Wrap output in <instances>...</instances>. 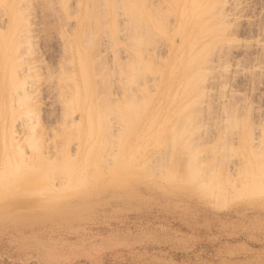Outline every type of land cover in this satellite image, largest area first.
<instances>
[{
	"label": "rangeland",
	"instance_id": "374dc122",
	"mask_svg": "<svg viewBox=\"0 0 264 264\" xmlns=\"http://www.w3.org/2000/svg\"><path fill=\"white\" fill-rule=\"evenodd\" d=\"M88 1L0 0V264H264V0ZM113 9L127 24V42L139 40L121 54L125 85L104 52L100 21L105 28ZM92 12L104 16L96 57L114 70L108 78L115 74L101 81L113 86L99 97L110 99L114 114L99 103L81 120L74 94L83 96L84 82L78 56L70 62L64 46L75 18L95 20ZM189 59H200L191 70ZM31 86L39 92L29 105ZM122 91L124 136L116 110ZM31 108L40 118L27 121ZM100 117L112 118L111 127ZM29 126L41 149L29 145ZM80 135L92 139L80 147ZM29 177L39 179L37 192L13 189ZM232 186L230 197L216 191Z\"/></svg>",
	"mask_w": 264,
	"mask_h": 264
},
{
	"label": "bare ground",
	"instance_id": "6f19581e",
	"mask_svg": "<svg viewBox=\"0 0 264 264\" xmlns=\"http://www.w3.org/2000/svg\"><path fill=\"white\" fill-rule=\"evenodd\" d=\"M90 1V0H89ZM89 1L87 2V3H89ZM93 1V0H92ZM136 1V0H135ZM141 1V0H140ZM96 2H98V1H96ZM139 2V1H138ZM142 2H144L145 3V1H143L142 0ZM146 2H147V0H146ZM16 3V2H15ZM94 3H95V1L92 3L93 4V6H92V8L94 7V6H96V5H94ZM99 3V2H98ZM104 3H105V1H104ZM108 3H109V1H108ZM114 3V2H113ZM125 3H127L126 1H124L121 5H123V4H125ZM90 4H91V2H90ZM90 4H88L89 6H91ZM97 4V3H96ZM136 4H137V2H136ZM135 4V5H136ZM139 4V3H138ZM149 4V3H148ZM100 5V4H99ZM98 4H97V7H96V9L97 8H99L98 6H99ZM115 5H117V4H115ZM114 5V6H115ZM127 5V4H126ZM140 5H141V3H140ZM113 6V5H112ZM111 6V7H112ZM113 6V7H114ZM120 6V5H119ZM142 6V5H141ZM199 6V5H198ZM112 7V8H113ZM116 7H118V5L116 6ZM124 7V6H123ZM122 7V8H123ZM87 8V7H86ZM103 8V7H102ZM108 8V7H107ZM120 8H121V6H120ZM138 8V7H137ZM101 9V8H100ZM105 9V8H104ZM117 9V8H116ZM118 9H119V7H118ZM117 9V10H118ZM139 9V8H138ZM99 10V9H98ZM114 10V9H113ZM117 10H114V16L116 17H114V16H112V14L111 13H109V16L110 17H108L107 19H105V28L103 27V23L104 22H102L101 23V21H100V24H101V28H102V30H106V32L105 33H108L107 35H106V37L108 36V40L106 39V44H107V42H108V44H107V46H106V48L104 49V52L106 53V54H108V52H111V54H113V55H111L113 58V63H112V66L115 68V70L117 71L118 69L117 68H119V70H120V73H118V75L120 74V76H118V80L119 81H121V82H123V85H125L124 84V82L126 83V80L128 79V78H126L125 79V74H124V72H126V74H127V71H128V69H127V71H126V67L128 68V66H126V62H128V61H126V60H123L122 59V57L123 56H121V54H124V55H129V54H127L128 52H127V43L128 44H131L132 45V43H134L133 41H132V43L130 42H127V41H129V39H127V36H126V34H128V32L126 33V31L128 30L127 28H125V26H127V24L125 25H123V26H121V22L119 23L118 22V19H117V14H119V13H117V14H115L116 12L115 11H117ZM123 10V9H122ZM88 11H90V10H88ZM91 11H93V10H91ZM90 11V12H91ZM119 11V10H118ZM126 10H124V12H125ZM136 11V13L137 14H135L134 13V15L136 16V17H138V18H140V15H141V12L139 13V11L137 12V10H135ZM200 11V10H199ZM206 11V10H205ZM99 12L101 13V12H103L102 11V9H101V11L99 10ZM123 12V13H124ZM127 12V11H126ZM153 12V11H152ZM201 12V11H200ZM207 12H208V10H207ZM93 13V12H92ZM96 13V12H95ZM95 13H93L94 14V16L92 17V19H94L96 16H97V14L95 15ZM133 13V12H132ZM63 14H65V13H63ZM106 14H108L107 12L105 13V15ZM126 14V13H125ZM153 14V13H152ZM197 14V13H196ZM206 14H208V13H206ZM91 15V14H90ZM98 15H99V13H98ZM103 15H104V12H103ZM103 15H101V16H103ZM120 15V14H119ZM131 15V14H130ZM133 14H132V16H134ZM203 15V14H202ZM65 16V15H64ZM76 16V15H75ZM92 16V15H91ZM100 16V15H99ZM100 16V17H101ZM135 16L134 17H132L131 18V20L132 21H135L136 20V18H135ZM201 16V15H200ZM199 16V17H200ZM24 17V16H23ZM86 17H87V15H86ZM104 17V16H103ZM103 17H101V19H103ZM106 17H107V15H106ZM211 17V16H210ZM134 18V19H133ZM137 18V19H138ZM195 18H196V16H195ZM198 18V17H197ZM66 19H68V18H66ZM65 19V20H66ZM76 19V23H77V29L76 30H74V31H72L73 32V35L71 36V38L69 39H67L66 41L67 42H65L66 44H65V46L64 47H66L67 48V55H69V56H67L68 57V59L70 60V62H71V60H72V62H74L75 61V54H76V56H78V64H77V67H79V69H77L78 71H79V75H80V77H81V79L83 80V82H84V90H83V96H81L82 95V92H80V91H75V94L74 95H76L74 98H77L78 96H79V99H80V104H79V108L75 105V108L76 109H78V111H79V113H81V120H83V118L85 119V117H86V114H91V113H93L92 111H98V109H100V107H98V109H97V107H95V106H97V105H99V103H101L100 104V106H101V109H102V105L104 104H106V107H104V105H103V108H105V109H103V110H101V111H103L104 112V110H106L107 108H111L114 104L113 103H111V104H113V105H111V104H109L108 105V107H107V102L108 101H110V99L108 100V101H105L106 99H104L103 97H101L102 99H104V101L99 97L100 95L102 96V95H104V92H102L103 91V86L105 85V84H102V82H105V81H107V82H105V83H108L109 84V82L111 81H108L111 77V79H113V78H115V77H113V76H115V74H113V75H111L110 76V78H108L109 77V74L110 73H112V72H109V71H111V70H113V69H109V65H107V63H108V61H106L105 59L103 60L102 59V57L101 58H98V56L96 57V55H100V54H98V53H100V47H99V42H97L99 39L97 38V37H95L94 35H96L97 33V31H101V28L99 27V20H101L99 17H98V19L97 18H95V20H91L90 18L89 19H87V18H75ZM193 19H194V16H193ZM17 20V19H16ZM97 20V21H96ZM104 20V19H103ZM139 20V19H138ZM137 20V21H138ZM154 20V19H153ZM21 21H23V20H21ZM24 21H26V20H24ZM62 20H60V22H61ZM68 21V20H67ZM94 21V22H93ZM140 21V20H139ZM26 22H30V21H26ZM96 22V23H95ZM136 22V21H135ZM153 22V21H152ZM190 23L192 24V25H195V26H198V23H197V21L196 20H192V21H190ZM24 24V23H23ZM27 24H30V23H27ZM61 24V23H60ZM63 24V23H62ZM136 23H134V25H135ZM24 25H26V23L24 24ZM24 25H22L21 24V26L23 27ZM136 25H138V24H136ZM135 25V26H136ZM142 25V24H141ZM145 25L148 27V25L145 23ZM20 26V27H21ZM28 26V25H27ZM131 26V25H130ZM143 26V28L145 27L146 28V26H144V24L142 25ZM62 28V27H61ZM104 28V29H103ZM140 28V27H139ZM142 28V27H141ZM154 28V27H153ZM213 28H215V27H213ZM218 28H220V26H217V29L216 30H214V31H217L218 30ZM224 28V27H223ZM222 27L220 28V29H223ZM25 29V28H24ZM127 29V30H126ZM136 30L135 31H137V30H139L140 31V29H137V28H135ZM225 29V28H224ZM223 29V30H224ZM126 30V31H125ZM150 30V29H149ZM26 31H28V29L27 30H25V32ZM100 31H99V34H100ZM144 30H142V32H143ZM29 32V31H28ZM28 32H26V33H28ZM103 32V31H102ZM101 32V33H102ZM96 33V34H95ZM105 33H103V35L105 34ZM130 33V32H129ZM133 33V32H132ZM141 33V32H140ZM144 33V32H143ZM62 34V33H61ZM135 34H136V32H135ZM135 34H132L133 36H135ZM63 35V34H62ZM65 35H66V32H65ZM68 35V34H67ZM131 35V34H130ZM130 35H128V36H130ZM146 35H147V33H146ZM145 35V36H146ZM98 37L99 36H102V35H97ZM151 36V34L150 35H148V37H150ZM66 37V36H65ZM64 37V38H65ZM103 37H105V36H103ZM144 37V36H143ZM100 38V37H99ZM137 38H138V36H137ZM146 38H147V36H146ZM66 39V38H65ZM98 39V40H97ZM135 39H136V37H135ZM144 39H145V37H144ZM150 39H153V37L152 38H150ZM132 40H134V39H132ZM142 41H143V39H141ZM100 41V40H99ZM148 40H146V42H147ZM150 41V40H149ZM102 42V41H101ZM145 42V41H144ZM103 43V42H102ZM101 43V44H102ZM136 43H139V40L137 39V41L134 43V45H136L137 46V44ZM152 43V42H151ZM150 43V44H151ZM149 44V45H150ZM133 45V46H134ZM33 47V46H32ZM32 47H30V48H32ZM85 47H88V49H86ZM98 47V48H97ZM30 48H29V50H30ZM97 48V49H96ZM139 48V47H138ZM32 50V49H31ZM97 50V51H96ZM109 50V51H108ZM65 51V52H66ZM30 53V52H29ZM200 53H203V52H200ZM133 54V53H132ZM139 54V53H138ZM109 55V54H108ZM136 55H137V53H136ZM102 56V55H101ZM140 57V56H139ZM96 58V59H95ZM97 58L98 59H102V63L103 62H105L106 63V65H107V68H108V70L106 71L108 74H106L103 70H102V63H101V61H99V60H97ZM141 58V57H140ZM191 58V57H190ZM193 58V57H192ZM195 59H196V57H194ZM203 58V57H202ZM190 61H191V59H189ZM200 60V59H199ZM199 60H197L196 62H192L191 61V63H189L188 64V66H186V68L187 69H189V70H191V68L193 67V65L195 64V63H197ZM202 60V59H201ZM126 61V62H125ZM202 62H203V60H202ZM201 62V63H202ZM98 63H101V65H99ZM104 63V64H105ZM103 64V65H104ZM96 65H98L97 67H96ZM106 65H105V68H106ZM76 66V65H75ZM195 66V65H194ZM71 67V66H70ZM76 68V67H75ZM104 68V69H105ZM125 68V69H124ZM132 68V67H131ZM72 69V68H71ZM74 69V68H73ZM125 71H124V70ZM134 69V68H133ZM186 69V70H187ZM130 70V69H129ZM199 70V69H198ZM204 70V69H203ZM78 71H77V73H78ZM116 71H115V73H116ZM124 71V72H123ZM188 71V70H187ZM65 72V74H66V71H64ZM74 72L75 73H73L72 75L70 74V80L72 79L73 81H75L76 80V77H77V73H76V70H74ZM113 72H114V70H113ZM146 72V71H145ZM188 72H190V71H188ZM187 72V73H188ZM198 72V71H197ZM196 72V73H197ZM199 72H200V70H199ZM1 73V72H0ZM186 73V74H187ZM203 73V72H202ZM15 74H17V73H15ZM105 74H106V77H105ZM129 74V73H128ZM149 74V73H148ZM195 73H193V75H194ZM200 74H201V72H200ZM199 74V75H200ZM67 75V74H66ZM146 75V74H145ZM17 76H18V74H17ZM37 76V75H36ZM68 77V76H67ZM142 77V76H141ZM190 77V76H189ZM188 77V78H189ZM14 78H18V77H14ZM14 78H13V80H14ZM34 78H38V76L37 77H34ZM100 78V79H99ZM103 78H106V79H103ZM59 79V78H58ZM68 79V80H69ZM141 79V78H140ZM139 79V80H140ZM192 79V78H191ZM25 80V79H24ZM23 80V81H24ZM29 80L30 79H28V82H29ZM57 80V79H56ZM71 80V81H72ZM98 80H100V82H98ZM116 80V79H115ZM15 81V80H14ZM21 81V80H20ZM23 81H21V82H23ZM25 81H27V80H25ZM39 81V80H38ZM51 81V80H50ZM102 81V82H101ZM31 82V81H30ZM29 82V83H30ZM34 82V81H33ZM35 82H36V80H35ZM115 82H117V80L115 81ZM114 82V83H115ZM133 82V81H132ZM189 82V80L187 81V83ZM67 83V82H66ZM82 83V82H81ZM118 83V82H117ZM198 83V82H197ZM21 84V83H20ZM28 84V83H27ZM25 82H24V86H20V88L22 87V89H24V90H22V92L23 93H25V86L27 85ZM32 83H30V85H31ZM39 85H40V83H38ZM37 84V85H38ZM75 84V82L73 83V85ZM101 84H102V86H101ZM108 84H106L107 86H104L105 88H104V90H105V94L107 93L108 94V90L111 88V86H113V83H111L109 86H108ZM119 84V83H118ZM11 85V84H10ZM22 85V84H21ZM33 85H34V83H33ZM38 85V86H39ZM63 85L64 86H66V87H63V88H68L69 86H70V84L68 85V84H64V82H63ZM62 84H60V86H63ZM68 85V86H67ZM38 86L37 87H35V88H38ZM77 86V85H76ZM75 86V87H76ZM99 86V87H98ZM127 86H129V85H127ZM192 86H194V85H192ZM24 87V88H23ZM32 87V86H31ZM34 87V86H33ZM32 87V88H33ZM102 87V88H101ZM19 88V87H18ZM35 88H33L34 90H32V91H34V92H27V98H28V100H31V99H33V98H31V99H29V97H31V95H33L34 93H35V91L37 90H35ZM72 88V87H71ZM77 88V87H76ZM81 88H83L82 86H81ZM107 89V90H106ZM15 90V89H14ZM18 91H19V89H17ZM63 90H65V89H63ZM62 90V91H63ZM74 90H75V88H74ZM201 90V89H200ZM38 92H39V90H37ZM36 91V92H37ZM131 91V90H130ZM2 92V91H1ZM19 92H21V90L19 91ZM18 92V93H19ZM22 92H21V94H22ZM64 92V91H63ZM63 92H61V93H63ZM78 92V93H77ZM100 92H102V93H100ZM126 92V91H125ZM125 92L124 91H122V93H121V102H119L118 103V107H116V110H118V113L120 114V118H121V121H120V123L122 124V125H120V126H122L121 128L122 129H124V131L121 129V131H120V129H119V133L121 132L123 135L122 136H124L125 134H127V132H126V130L125 129H127V127H128V125H127V123L124 121V119H126L125 117H124V111H125V101H126V97H125ZM187 92H188V90H187ZM64 93H67V91L66 92H64ZM63 93V94H64ZM80 93V94H79ZM113 93V92H112ZM197 93V92H196ZM202 92L200 91L199 92V90H198V95L199 94H201ZM30 94V95H29ZM68 94H71V93H68ZM106 94V95H107ZM191 94L192 93H190V96H191ZM66 95V94H65ZM73 95V96H74ZM186 95H187V93H186ZM197 95V94H196ZM71 96V95H70ZM109 96V95H108ZM111 96V95H110ZM127 96V95H126ZM18 97H19V95H18ZM24 98H26V97H24ZM66 98V97H65ZM109 98V97H108ZM107 98V99H108ZM127 98H130V97H127ZM63 99V98H62ZM99 99H101V100H99ZM18 100V99H17ZM19 100H20V97H19ZM18 100V101H19ZM28 100H25V102L26 101H28ZM34 100V99H33ZM33 100H31L32 102H29V105H30V103L31 104H34V102L35 101H33ZM64 100V99H63ZM23 101V100H22ZM24 102V101H23ZM102 102H104V103H102ZM106 102V103H105ZM111 102V101H110ZM26 105V104H25ZM28 105V104H27ZM26 105V108L28 107ZM111 105V107H109ZM65 106H66V104H65ZM116 106V105H115ZM34 107V106H33ZM70 107V106H69ZM29 108V107H28ZM37 108L39 109V107L37 106ZM36 108V109H37ZM70 108H72V110H74L73 109V107H70ZM69 108V109H70ZM118 108V109H117ZM193 108V107H192ZM139 109V108H138ZM194 109V108H193ZM192 109V110H193ZM40 110V109H39ZM110 110H113V109H110ZM31 111V112H30ZM30 111H29V109L27 110L26 109V111L24 112L25 113V115H24V117L26 118V116L27 117H30L31 118V116L30 115H34L35 117H37L39 114H32L33 112H34V110H33V108H31L30 109ZM66 111V110H65ZM100 111V112H101ZM26 112H27V115H26ZM28 112H29V114H28ZM68 112V111H67ZM72 112V111H71ZM70 112V113H71ZM74 112V111H73ZM73 112L71 113L72 115H73ZM107 112H109V109H107ZM114 112H117V111H115L114 110ZM35 113V112H34ZM102 113V112H101ZM110 113V112H109ZM109 113H106V114H109ZM112 113H113V111H112ZM112 113H110L109 115H112ZM63 114V113H62ZM114 114V113H113ZM115 114H117V113H115ZM29 115V116H28ZM23 116V115H22ZM40 116V115H39ZM34 117V118H35ZM23 118V117H22ZM33 118V117H32ZM31 118V120H33ZM37 118H40V117H37ZM70 119H73V117L71 116V117H69ZM90 118V117H89ZM88 118V119H89ZM115 118V117H114ZM26 119H28V118H26ZM70 119L68 120V122L70 121ZM112 119V118H111ZM111 119H110V122H108L109 120H106L104 117H100V121H99V123H103V121H106V123L108 124L109 123V125H110V127H111ZM30 119H28L27 121H29ZM35 120V124H36V126H38L39 124L37 123V122H41V120H39V121H37V119L35 118L34 119ZM74 120V119H73ZM24 121V120H23ZM87 121H89V120H87ZM116 121V120H115ZM118 121V120H117ZM71 122V121H70ZM123 122L124 123H126V128H124L125 126H124V124H123ZM24 123H26V121L25 122H23V123H21V124H24ZM32 123V122H31ZM73 123V125H74V122H72ZM88 123V122H87ZM20 124V125H21ZM27 125H30V123H28ZM86 125V124H85ZM84 125V126H85ZM105 125V124H104ZM108 125V126H109ZM132 125V124H131ZM33 126H35V125H33ZM96 126H98V125H96ZM107 126V125H106ZM107 126V127H108ZM24 127V126H23ZM25 127H27V126H25ZM77 127L79 128V129H82V127H83V123H80V124H78L77 125ZM89 127V126H88ZM98 128H100L99 126H98ZM23 129H25V134H27L28 136L30 135L31 137H32V135H34V131L35 130H33V127L32 126H29L28 127V129L27 128H23ZM27 129V130H26ZM75 129H76V127H75ZM85 129V128H84ZM106 130V129H105ZM8 131V130H7ZM88 131H90V130H88ZM93 131V130H92ZM126 132V133H123V132ZM77 132V131H76ZM33 133V134H32ZM85 133V132H84ZM93 133V132H92ZM32 134V135H31ZM77 134V133H76ZM79 134H81V132H79ZM117 135H120V134H117ZM29 136V137H30ZM67 137L68 136H72V135H66ZM65 136V137H66ZM77 136V135H76ZM88 136V135H87ZM87 136H85V135H80V137H79V145H80V147L82 146V145H84L85 143L87 144L88 142H90L89 140H91L92 139V137H87ZM29 138L30 140L29 141H31V142H29V143H31V144H29V145H31L32 147H36L37 145H38V143L40 144V141H38V143H37V145H35L36 143H34L33 141H36L35 140V138L34 137H32V138ZM78 137V136H77ZM118 137V136H117ZM128 137V136H127ZM76 138V137H75ZM89 140H88V139ZM91 138V139H90ZM110 138V137H109ZM121 138L122 137H118V139H120V141H121ZM68 139H70L69 137H68ZM124 139V138H123ZM125 139H126V137H125ZM107 140H108V136H107ZM106 140V141H107ZM110 140V139H109ZM112 140V139H111ZM127 140V139H126ZM175 140V139H174ZM119 141V142H120ZM125 141V140H124ZM34 144H33V143ZM108 142H110V141H108ZM107 142V143H108ZM112 142V141H111ZM118 142V141H117ZM118 142V143H119ZM176 142V141H175ZM21 143V142H20ZM103 143H106L105 141L103 142ZM107 143H106V145H107ZM117 143V144H118ZM41 144H42V142H41ZM120 144H121V142H120ZM122 144H123V142H122ZM122 144H121V146L120 145H117L118 147L120 146L121 148H122ZM175 144H177V143H175ZM29 145H28V147H29ZM43 145V144H42ZM41 145V146H42ZM30 146V149L32 148ZM39 146V149H41V147H40V145H38ZM176 147V146H175ZM18 148H19V146H18ZM18 148H17V150H18ZM36 149H38V147L37 148H35V150H34V148H32V150H34V151H36ZM38 149V150H39ZM120 149V148H119ZM175 149V148H174ZM120 150H122V149H120ZM176 150V149H175ZM23 151V150H22ZM19 152H20V150H19ZM21 154V153H20ZM37 157V156H36ZM35 157V158H36ZM39 158H41V157H39ZM39 161V160H38ZM123 162V161H122ZM47 163H48V161H47ZM20 165V164H19ZM42 165V164H41ZM116 165V164H115ZM120 165V164H119ZM122 165V164H121ZM17 166V165H16ZM185 166H187V165H185ZM115 167V166H114ZM37 168H40L39 166L37 167ZM194 170H195V168H194ZM42 171V170H41ZM10 172H12V171H10ZM188 172H189V170H188ZM201 173H200V176L201 175H203L202 174V171H200ZM116 173L117 172H115V173H113V174H111L112 176L113 175H116ZM190 173H191V171H190ZM196 173V172H195ZM199 173V172H198ZM256 172H254V174H255ZM258 173V172H257ZM259 173H261V172H259ZM97 174V173H96ZM261 174H263V173H261ZM260 174V175H261ZM14 175V174H13ZM46 175V174H45ZM110 175V176H111ZM190 175V174H189ZM195 174L193 173V176H194ZM234 175V174H233ZM252 175V174H251ZM6 176V175H5ZM4 176V177H5ZM8 176V175H7ZM118 176V175H117ZM200 176L197 174V176H195L196 178L198 177V178H200ZM259 176V175H258ZM190 177V176H189ZM192 177V176H191ZM7 178V177H6ZM198 178L196 179V182H197V180H198ZM202 178V177H201ZM200 178V179H201ZM257 178V177H256ZM3 179H5V178H3ZM200 179L198 180V181H200ZM204 179H205V177H204ZM207 179V178H206ZM205 179V180H206ZM213 179V178H212ZM242 179V178H241ZM14 180V179H13ZM39 179L38 178H36V177H29V179H27L26 181H24L23 183H18L16 186H14L13 187V189H16L17 190V192H20V191H22V190H24V191H28L29 193H33V190H34V192H37V190L36 189H38L39 187H38V184H37V181H38ZM195 180V178L193 179V181ZM231 180H232V178H231ZM251 180H252V177H251ZM204 180L202 179V182H203ZM212 181L213 180H211V184H212ZM257 181V180H256ZM214 182V181H213ZM234 182V181H233ZM249 182V181H248ZM254 182H255V180H254ZM3 183V182H2ZM110 183V182H109ZM208 183V182H207ZM206 183V184H207ZM224 183H225V181H224ZM245 183V182H244ZM12 184V183H11ZM203 184H205V183H203ZM205 184V185H206ZM214 184H216L215 182L213 183V185ZM233 184V183H232ZM255 184V183H254ZM257 184H260V182L259 183H257ZM199 185V184H198ZM204 185V186H205ZM217 185H219V183H217L216 184V186ZM237 185V184H236ZM243 185H245V186H243ZM247 183L246 184H242L240 187L242 188V190H244L246 187H247ZM249 185H251V184H249ZM3 186V185H2ZM201 186H203V185H201ZM201 186H200V188H201ZM210 186H212V185H210ZM243 186V187H242ZM259 186V185H258ZM18 187V188H17ZM209 187V186H208ZM208 187H206L205 189L207 190V188ZM226 187H227V185H226ZM202 188H204V187H202ZM210 188H212V187H209V189ZM208 189V190H209ZM235 189H237V188H235L234 186H232L231 188H228V189H226V192L224 191V190H221V187H218V190H216V191H218L219 192V195H221V197H230L233 193V191L235 192V191H237V190H235ZM261 189V188H260ZM48 190H50V189H48ZM206 190H204V191H206ZM207 190V191H208ZM214 190V189H213ZM264 190V189H263ZM70 191V190H69ZM202 191V190H201ZM212 191V190H211ZM239 191V190H238ZM42 192H44L43 190H42ZM50 192V191H49ZM49 192H47L46 191V193L48 194ZM53 192H54V190H53ZM56 192V191H55ZM59 192V191H58ZM65 192V191H64ZM23 193V192H22ZM39 193H41V192H39ZM52 193V192H51ZM57 193V192H56ZM60 193V192H59ZM66 193V192H65ZM213 193V192H212ZM5 194V193H4ZM42 194V193H41ZM50 194V193H49ZM209 194H210V192H209ZM239 194H240V192H239ZM13 194H11V196H12ZM15 196L14 197H16V198H18V196H20V194L17 196L16 194H14ZM23 195H26V194H23ZM216 195V194H215ZM6 196H7V194H6ZM5 196V197H6ZM242 196V195H241ZM216 197H219V196H216ZM220 197V198H221ZM243 197V196H242ZM246 197V196H245ZM258 197V196H257ZM28 198V197H27ZM211 198H214V197H211ZM222 199V198H221ZM221 199H215L214 198V200H216V202L218 201V200H221ZM238 199V198H237ZM1 200V199H0ZM5 200V199H4ZM4 200H2V201H4ZM8 200V199H7ZM222 200H227V198L226 199H222ZM221 200V201H222ZM229 200V199H228ZM6 201V200H5ZM40 202H42V200L40 201ZM223 203V202H222ZM5 206H8V204H6ZM7 209V208H6Z\"/></svg>",
	"mask_w": 264,
	"mask_h": 264
}]
</instances>
